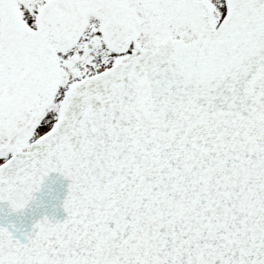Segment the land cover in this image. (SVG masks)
Masks as SVG:
<instances>
[{"label": "snow or ice", "instance_id": "1", "mask_svg": "<svg viewBox=\"0 0 264 264\" xmlns=\"http://www.w3.org/2000/svg\"><path fill=\"white\" fill-rule=\"evenodd\" d=\"M0 264H264V0H0Z\"/></svg>", "mask_w": 264, "mask_h": 264}]
</instances>
